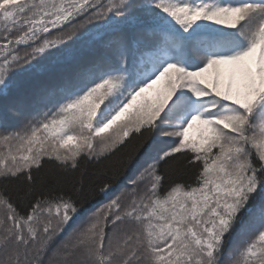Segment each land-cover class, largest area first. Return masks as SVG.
I'll return each instance as SVG.
<instances>
[{"label":"snow or ice","instance_id":"6c2138e0","mask_svg":"<svg viewBox=\"0 0 264 264\" xmlns=\"http://www.w3.org/2000/svg\"><path fill=\"white\" fill-rule=\"evenodd\" d=\"M22 84L0 180L32 199L0 191V264H264V0H0V95ZM133 136L119 190L31 187L46 160L76 170Z\"/></svg>","mask_w":264,"mask_h":264},{"label":"trees","instance_id":"16d2710c","mask_svg":"<svg viewBox=\"0 0 264 264\" xmlns=\"http://www.w3.org/2000/svg\"><path fill=\"white\" fill-rule=\"evenodd\" d=\"M134 2H140V0H134ZM108 37L105 36V39ZM87 54V50L85 49ZM42 80H47L46 76L40 77ZM30 93L25 85H21L19 88H14L8 94V100L5 101L4 96L0 95V110H2L5 104L11 105L14 101L17 102V107L27 109L29 107ZM9 115L14 116L15 108L9 107ZM18 126V122L12 125ZM142 138L139 136H133L129 138L126 147H121L113 155L106 158H102L99 161L83 160L80 167L76 170L69 169L64 171L59 168L54 162L45 161L44 166L39 172L33 171V176L36 178V184L31 186L36 192L44 190L43 182L54 183L55 186L68 190L72 184L78 183L83 178L85 187H93L102 181L109 179L115 173H119L116 180L113 181V186L119 190L127 185L128 178L134 177L139 170L140 156L142 154V148L140 151L134 152L141 144ZM129 155H131V161H129ZM194 170L188 169H176L173 171V180H182L188 182L193 176ZM29 185L22 180H0V191H5L12 199L13 203L18 205L21 210H24L28 202L32 199L29 196ZM110 197L95 196L84 205L91 211V206H99L101 203H106ZM259 196L256 198L258 201ZM254 201V202H256ZM83 219V218H82Z\"/></svg>","mask_w":264,"mask_h":264}]
</instances>
